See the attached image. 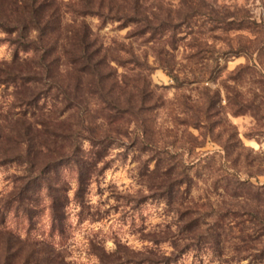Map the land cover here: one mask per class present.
<instances>
[{"label": "rangeland", "instance_id": "obj_1", "mask_svg": "<svg viewBox=\"0 0 264 264\" xmlns=\"http://www.w3.org/2000/svg\"><path fill=\"white\" fill-rule=\"evenodd\" d=\"M159 4L170 10L172 18H185L170 38L141 34V25L84 16L92 38L115 58L110 65L118 74L138 78L139 66L147 63L144 74L157 98L153 120L146 124L153 149L145 141H135L133 126L125 135H116L98 120L90 123V117L83 129L72 116L79 154H90L95 161L83 202L73 198L74 169L61 167L59 184L68 196L64 229L51 232L47 196L42 194L28 238L50 243L64 264H102L98 256L116 248L129 251L131 261L126 264H264V234L258 230L264 224V0H161ZM164 11L160 17L166 15ZM65 17L68 23L82 18L68 13ZM15 36L0 31V66L12 59L15 49L25 56L22 47L9 41ZM40 85L35 87L41 91ZM14 86L0 83V145L9 144L5 135L23 115L24 108L15 104ZM41 94L33 108L36 114L29 111L21 118L34 121L48 116L50 99ZM105 132L111 136L97 155L101 147L93 139ZM164 148L169 156L158 152ZM23 169L24 164L15 160L0 163V215L2 201ZM225 171L261 186L262 201L252 204L244 196L227 197ZM169 190H174L171 203L164 197ZM228 202L237 211L229 225L231 233L216 251L209 239L197 237L187 226L192 219L202 228L212 224ZM185 208L193 213L181 212ZM247 210H252L256 221L248 220ZM6 226L25 238L27 226L18 216H7ZM23 255L12 257L11 264H19ZM143 258L153 263H142Z\"/></svg>", "mask_w": 264, "mask_h": 264}, {"label": "trees", "instance_id": "obj_2", "mask_svg": "<svg viewBox=\"0 0 264 264\" xmlns=\"http://www.w3.org/2000/svg\"><path fill=\"white\" fill-rule=\"evenodd\" d=\"M146 1L0 0V31L8 35L15 33V38L9 41L18 48L22 47L26 53L20 57L15 49L12 59L0 66V83L15 85V104L24 108L23 115L13 121L10 133L5 135L9 144L0 145V163L15 160L24 164L23 174L1 204L4 211L0 215V264H11V258L17 254H24L19 264H64L60 252L54 250L50 243L38 244L37 240L28 237L34 225V215L39 213L37 205L42 194L47 196L51 232L57 230L62 233L64 229L63 210L68 196L67 189L59 184L61 173L58 170L61 167L74 169L76 188L73 198L79 204L83 202L88 173L95 161L88 156L90 154H79L80 147L73 142L76 141V130H72L69 121L72 116L77 119L75 124L83 129L85 118L90 117L87 119L90 123L98 120L100 126L107 127L116 135H125L133 126L131 131L136 133L135 141L140 144L145 141L153 149V139L146 132V124L153 120L157 98L144 74L147 63L144 61L139 66L140 73L135 75L138 78L129 80L123 73L118 74L110 65L115 58L92 38L84 19V16H96L125 25H141L138 28L141 34L172 37L185 18H172L170 10L164 11L160 6L161 0H151L148 6ZM161 10L166 15L160 17ZM67 13L71 17L82 18L68 23ZM161 65L176 79L165 62ZM37 85L42 87L41 91L36 89ZM40 92L50 99L48 116L34 121L28 117L21 118L29 111L32 115L36 114L33 108L38 105ZM62 115L64 117L61 118ZM110 136L105 132L93 139V143L101 147L97 155L102 153V147ZM158 152L169 156L168 149H159ZM166 162L172 169L170 157ZM168 171L166 169L165 174ZM223 188L230 199L244 196L252 204L262 201V187L249 182L248 178L240 179L234 173L225 171ZM164 197L171 203L174 190H169ZM188 211L192 210H181L185 214L193 213ZM236 211L228 202L223 204L212 224L206 223L208 225L202 228L192 219L188 230L197 237L209 239L214 250L219 251L218 244L231 233L232 225H229ZM251 211H245L250 215L248 220L256 221V215ZM13 214L27 226L25 238L20 236L19 231L4 227L7 216ZM258 230L264 234V224ZM128 253L125 248H116L104 257L99 255L98 259L102 264H126L131 261ZM141 260L142 263H153L152 259Z\"/></svg>", "mask_w": 264, "mask_h": 264}, {"label": "clouds", "instance_id": "obj_3", "mask_svg": "<svg viewBox=\"0 0 264 264\" xmlns=\"http://www.w3.org/2000/svg\"><path fill=\"white\" fill-rule=\"evenodd\" d=\"M35 35V34H34Z\"/></svg>", "mask_w": 264, "mask_h": 264}]
</instances>
